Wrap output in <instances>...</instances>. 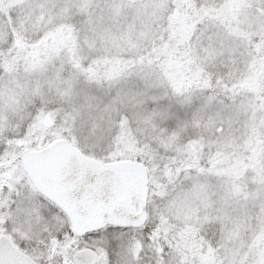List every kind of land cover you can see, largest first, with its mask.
I'll list each match as a JSON object with an SVG mask.
<instances>
[{"label": "snow or ice", "instance_id": "6c2138e0", "mask_svg": "<svg viewBox=\"0 0 264 264\" xmlns=\"http://www.w3.org/2000/svg\"><path fill=\"white\" fill-rule=\"evenodd\" d=\"M0 264H264V0H0Z\"/></svg>", "mask_w": 264, "mask_h": 264}]
</instances>
